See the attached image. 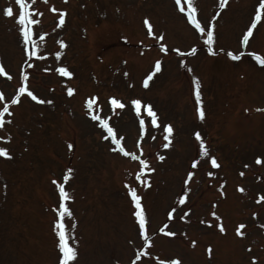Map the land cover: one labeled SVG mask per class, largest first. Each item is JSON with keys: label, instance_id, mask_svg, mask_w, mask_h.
Instances as JSON below:
<instances>
[{"label": "rangeland", "instance_id": "obj_1", "mask_svg": "<svg viewBox=\"0 0 264 264\" xmlns=\"http://www.w3.org/2000/svg\"><path fill=\"white\" fill-rule=\"evenodd\" d=\"M184 1L185 10L173 0H25L30 19L38 22L29 25L33 49L18 31L19 6L0 0V64L7 73L0 74V109L26 88L18 103H8L11 116L4 114L0 128V147L11 153L0 157V264H59L54 222L57 185L66 174L71 198L64 203L73 215L63 222L78 253L70 264H264V200L256 202L264 195V65L252 55L264 58V9L261 0H226L223 8L220 0ZM9 5L12 17L3 13ZM257 11L261 18L245 44ZM33 50L36 56L28 54ZM90 98L97 99L92 114L101 110L111 118L109 126L130 150L142 129L135 121L146 115L143 130L158 141L144 142L154 171L141 186L134 181L137 165L115 154L91 122ZM110 98L125 106H113ZM134 99L142 102L140 117L132 111ZM146 105L160 119L156 125ZM165 125L173 128L168 150L162 149L169 143ZM213 155L219 167L208 163ZM133 185L143 197L150 234H161L145 249L126 194ZM241 224L243 236L236 231Z\"/></svg>", "mask_w": 264, "mask_h": 264}, {"label": "snow or ice", "instance_id": "obj_2", "mask_svg": "<svg viewBox=\"0 0 264 264\" xmlns=\"http://www.w3.org/2000/svg\"><path fill=\"white\" fill-rule=\"evenodd\" d=\"M14 2L21 9V11L19 12V14L17 16V24L19 26L18 27V31L22 34V37H23V40H24L25 44L27 45L28 43H31L32 44V48L35 49L37 47V45H36L35 41H32L33 32H32V29L29 27V25L36 24L38 22L36 20L30 19L28 5L25 3V0H14ZM176 2L179 3L180 0H176ZM225 3H226V0H220L219 7L223 8L225 6ZM189 7L191 8V4H189ZM259 7L261 9H264V0H261V3L259 5ZM191 10L195 11L194 8H192ZM53 11H55V9H53ZM3 13H4V15H6L8 17H12L13 16V8L11 7V5H9L8 7L4 8L3 9ZM260 18H261V14H260L259 11H257L256 12V16H255V20H254L252 26L248 28L247 34L243 37V42L245 44L247 43L248 36L251 35V33H252V28L255 27V22L259 21ZM189 19L195 25V27L200 30V32H202V33L205 32V29L203 27H201L200 23H198L195 20L194 17H192L190 15ZM64 20H65L64 13H61V15L59 17L60 25L64 24ZM144 22H145L146 25H148L149 34H151V27L152 26L150 24H148L147 19H145ZM206 36H207L206 43L209 46H211L213 44V41H214L213 32L211 30H208L206 32ZM160 38L163 39L162 36ZM59 43H60V47L61 48L66 46L62 40ZM191 51L194 53L196 51V49L193 48ZM209 51H212L211 47H209ZM28 54L30 56H36L37 53H36L35 50H33V51L29 52ZM60 55H61L60 52L56 53V57L57 58H59ZM228 55L234 60L240 59L239 55H233L231 52H228ZM252 55L255 56V59L260 64L264 65V58H262L261 56L255 54V53H253ZM155 67H156L157 70H159L160 61L156 62ZM58 71L64 76H68V77L72 76V73L66 67H62ZM0 73H4V75H7V73L4 72L3 66H0ZM150 78L151 77L146 78L144 80V85L145 86L148 85V79H150ZM24 79L25 80L27 79V74L26 73L24 75ZM198 89H199V82L197 81V90L195 91V98H196V102H197V105H198L197 113H198L199 119L203 120L204 117H205V112H204L203 107H202L201 93H200V91ZM25 91H26V88L24 86H21L19 88V90H18V95L16 97H13V99L10 102H8V103H11V104L18 103L19 102V94H22ZM73 91H74V89H72V88H68L67 89V92H68L69 95H71L73 93ZM27 94H28V96L31 97L32 100H37V96L34 95L31 91H28ZM3 100H4L3 93H0V101H3ZM40 102L44 103L45 101H40ZM110 102H111V104L113 106H117L119 108H123L125 106L123 103H121L119 100H117L115 98H110ZM8 103H5L4 107L2 109H0V128H2L3 124L5 123V121L3 119L4 114L7 113L9 116H11V112L9 111ZM47 103H51V101H47ZM131 104L134 106L137 115H139L140 114V110H141V104H142L141 100L134 99V100L131 101ZM87 107L90 110L88 114L90 116H92V119L93 120H99L101 126L104 129H106V131L108 133V136H110L112 138V141L115 144L119 145L120 144V139H117L115 130H114L113 127L109 126L108 120L107 119H102L99 115H93L92 114V111H91L92 102L91 101L88 102ZM145 107H146L148 116L151 117V124L152 125H156L157 124L156 113L153 111L151 105H146ZM8 122H10V121H8ZM140 125H141V128L143 130V126H144V120L143 119L140 120ZM163 132H164L163 139L165 141L169 142V143H165L163 145V147L164 148H168L169 144H170V137H171V135L173 133L172 126L171 125H165L164 128H163ZM194 135H195V138L198 141H200V149H201L202 154L204 156H208V150L205 147V143H204L203 139L201 138L200 133L199 132H195ZM104 138L107 139L108 137L106 136ZM0 139H5V138L4 137H0ZM6 139L10 140L11 137L8 136V137H6ZM121 139H122V137H121ZM71 147H72L71 144H69V148H71ZM119 150H120L121 153H123L126 156L131 155V156H133V158L139 159V157H136L134 153L125 152L123 147H120ZM0 157L11 158V153L9 152V150L6 147H0ZM158 159L163 160L164 156H158ZM139 162H140L141 168H140V173L137 174V179H139L140 175L144 172V170L146 168H148V161L147 160H139ZM210 162H211V164L214 167H219L215 157H210ZM256 163L257 164L261 163L260 157L256 158ZM193 166H195V161L193 162ZM246 167H247V165H246ZM148 170L149 171H154V169H151V168H148ZM71 171H72L71 169L68 170L69 173ZM192 175H193V173L189 172L188 176H187V179L190 180ZM208 175L211 176V175H213V173L209 172ZM241 175H243V173H241ZM63 179H64V181H67L69 179V176L66 174L63 177ZM185 182L187 183V180ZM53 183H56V182L53 181ZM57 187L59 189V196H60V203H59V217H60V219H57L54 222V231L56 232V235L58 236L57 248L59 249V252L62 254L60 256V258H59V264H70V262L74 261L76 259L77 255H78L76 247L70 245L69 242H68L69 241V236L66 233L65 224L63 222V218L65 216L72 217V215H73L71 210L64 203V201L67 200V199H70L71 196H70V194L67 191H65L64 183L58 184ZM238 190L240 192H245V189L242 188V187H238ZM130 194H131L132 201L135 203L136 211L134 212V216L138 219V225H139L140 233L143 234L144 235V239L146 241H148L149 237L147 236V233H146L145 213L142 210V205H141V202H140L141 201V197L136 194V190L134 188L130 189ZM222 195H223V193H222ZM261 200H264V195H258V198H257L256 202L259 203ZM180 202L183 203V199H181ZM212 215L215 216L217 219H220L218 216H216L215 212H213ZM256 215H257L256 213H253L254 217ZM169 216H171V212L169 213ZM244 227L245 226L243 224H241V225H239L237 227L236 231H237L238 235H241V236L244 235V233L240 231V229L244 228ZM262 227H264V225H262ZM220 230L222 232L224 231V229L222 227H221ZM160 231L163 232L164 229L161 228ZM167 235L172 236V235H174V233L168 232ZM192 243L194 245L195 241H193ZM209 251H210V249H209ZM145 255H147V253H145ZM253 260L255 261V258H253ZM161 264H164V262L161 261ZM172 264H179V261L174 260V261H172Z\"/></svg>", "mask_w": 264, "mask_h": 264}, {"label": "trees", "instance_id": "obj_3", "mask_svg": "<svg viewBox=\"0 0 264 264\" xmlns=\"http://www.w3.org/2000/svg\"><path fill=\"white\" fill-rule=\"evenodd\" d=\"M159 230H160V229H159ZM155 235L158 237V236H160L161 234H160L159 231H156V232H155Z\"/></svg>", "mask_w": 264, "mask_h": 264}]
</instances>
